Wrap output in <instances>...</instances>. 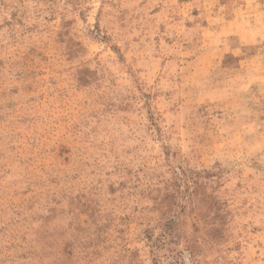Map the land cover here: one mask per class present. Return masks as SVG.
<instances>
[{
    "label": "rangeland",
    "instance_id": "374dc122",
    "mask_svg": "<svg viewBox=\"0 0 264 264\" xmlns=\"http://www.w3.org/2000/svg\"><path fill=\"white\" fill-rule=\"evenodd\" d=\"M0 264H264V0H0Z\"/></svg>",
    "mask_w": 264,
    "mask_h": 264
}]
</instances>
